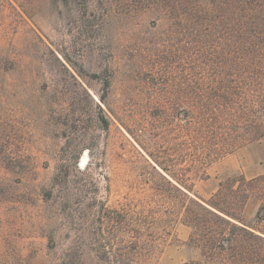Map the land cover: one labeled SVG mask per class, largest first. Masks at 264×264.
Returning <instances> with one entry per match:
<instances>
[{"label": "rangeland", "instance_id": "1", "mask_svg": "<svg viewBox=\"0 0 264 264\" xmlns=\"http://www.w3.org/2000/svg\"><path fill=\"white\" fill-rule=\"evenodd\" d=\"M242 1L0 0V264H262L176 188L264 231Z\"/></svg>", "mask_w": 264, "mask_h": 264}, {"label": "trees", "instance_id": "2", "mask_svg": "<svg viewBox=\"0 0 264 264\" xmlns=\"http://www.w3.org/2000/svg\"><path fill=\"white\" fill-rule=\"evenodd\" d=\"M264 0H243L242 1V12L244 17L243 28L244 37H258L260 34L259 30H262L260 24H264ZM259 133V134H258ZM264 133V129L260 126L257 134L261 136ZM234 145H230L233 148ZM176 188L181 193V198L184 203H191L194 206L200 208L202 213L211 215V217L217 218L221 226H231L227 232L221 231L222 239H226L228 242L235 241L238 236L248 237L251 242L257 244L260 241H264V231L255 227L247 226L244 222L239 220L233 214L228 213L224 209H221L218 205L214 204H203L202 202L190 197L181 187L176 185ZM228 235V236H227ZM219 249L225 250V246H218ZM262 264H264V257L262 258Z\"/></svg>", "mask_w": 264, "mask_h": 264}]
</instances>
